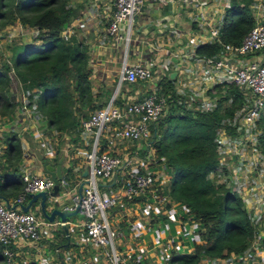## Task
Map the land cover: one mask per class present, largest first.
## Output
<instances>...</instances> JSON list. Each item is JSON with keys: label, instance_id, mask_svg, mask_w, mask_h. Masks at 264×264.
I'll list each match as a JSON object with an SVG mask.
<instances>
[{"label": "trees", "instance_id": "1", "mask_svg": "<svg viewBox=\"0 0 264 264\" xmlns=\"http://www.w3.org/2000/svg\"><path fill=\"white\" fill-rule=\"evenodd\" d=\"M228 1L220 19L221 40L238 43L255 23L251 6L254 0ZM81 10V5L71 0H0V29L18 22L37 30L36 41L20 43L11 39L6 43L9 53L0 63V116L9 115L18 103L12 91L7 90L12 82L8 72L12 69L24 90L38 89L27 95L35 99L37 113L45 116L48 134L52 130L59 136L68 132L69 140L77 141L80 120L102 106L109 96L108 89L102 95L92 91L87 45L73 34L65 37L62 33L82 14ZM219 47L205 42L196 47L195 53L212 57L219 53ZM174 82L175 77L169 76L158 82L159 92L169 95L168 110L155 121L150 145L168 173L167 193L175 205L186 209L180 221H196L201 242L191 241L190 251L171 249L164 264H209L232 252L244 251L260 228L255 230L234 185L213 179L225 166L217 134L221 129L227 135L237 134L236 112L244 104L243 90L231 83H218L214 85L217 91L209 93L218 94L215 105L200 109L186 106L185 97L174 92ZM255 122L259 128L255 146L264 154V116L259 115ZM3 142L6 146L0 154V198L8 200L22 190V146L11 131L4 134ZM58 151L56 148V154ZM64 175L68 180L71 168ZM168 224L172 227L173 221L168 220ZM261 245L264 246V236ZM1 247L0 244V264H5Z\"/></svg>", "mask_w": 264, "mask_h": 264}, {"label": "built area", "instance_id": "2", "mask_svg": "<svg viewBox=\"0 0 264 264\" xmlns=\"http://www.w3.org/2000/svg\"><path fill=\"white\" fill-rule=\"evenodd\" d=\"M144 1L113 0L106 32L115 41L121 43L123 47L124 55L117 69V81L107 101L102 106L93 109L87 118L81 119L79 122L78 132L80 131L81 134L83 132L87 136L86 147L84 148L86 174L78 176L73 193L70 195L67 191H62V187L67 185L68 182L64 178L63 172L59 193L57 194V197L67 199L66 207L69 210L79 204L81 217L66 221L69 223L67 227L68 239L75 228L83 231L84 242L96 247L100 252L93 259L92 264H135L136 257L131 259L127 253L118 248L121 244L117 222L121 218V213L119 211L115 212L114 208L121 205L123 198H126L128 203L135 205L136 208H148L141 199L157 201L158 204L163 202L161 206L164 210L177 206L167 193L169 180L165 165L162 159L158 160L159 158L154 148L151 147L149 139L155 121L168 110L166 98L169 95L166 97V95L159 92L161 86L158 85V82L163 75L168 76L166 71L169 68L170 61H164L163 58L166 56L162 57V55L146 62L140 59L129 61L128 57L134 23ZM151 1L158 5L171 3L185 9H194V14L199 19L198 33L209 38L207 42L216 43L220 46L219 53L214 55L219 57L218 60H214V56H200L201 60L210 67L208 79L213 84L226 82L243 90L244 104L236 112L237 127L252 126L264 110L263 7H260V10L255 13V23L242 36L241 40L238 43H232L221 40L220 22L217 20L215 23L212 16H206L207 11H212L208 9L211 0ZM258 4L261 5L260 2ZM255 5L254 0L251 5L252 8ZM204 7L207 8V11ZM71 25H73V22H71ZM71 25L68 24L66 27ZM64 32L65 28L62 33L64 34ZM187 55L197 56L195 52ZM192 73H186L185 78H189ZM8 75L13 85L19 90V80L15 78L12 69H10ZM156 81L157 86L154 84ZM138 82L151 85L146 87L147 91L143 92L142 96L128 97V95H124V92L121 93L120 90L123 84L129 85L130 89L133 90L134 85L132 84ZM134 89L136 88L134 87ZM134 92L137 93V90ZM24 94L27 98L26 105L30 109L28 114L24 115L28 121L23 124L22 133L33 131L34 136L36 133L41 136V129L35 123L40 115L37 113L35 105L29 101L28 95L25 92ZM17 102V105L21 104L19 100ZM186 102V106L191 107L188 106V101ZM193 108L196 107L193 106ZM1 120L7 124L17 125L18 123L14 109L7 116H0ZM3 131L16 133L22 146L20 164L22 190L13 197L12 201L0 198L1 252L5 258V264H14V252L10 249L11 244L18 246L25 241L33 242L41 237H51L53 230L60 227V222L56 219L50 221L43 217L39 205L37 211L33 209L22 210L29 193L50 190L53 186V180L38 167H23V157L28 148H24L23 139L12 129L0 128V154L5 148L1 136ZM217 139L220 143L218 134ZM140 141H142V144ZM224 149L228 150L229 148L224 147ZM224 149L220 143V150ZM161 165L163 170L157 169V172L154 171V176L151 169L155 166L159 168ZM81 181V194L78 196L77 186ZM163 185H165L164 188ZM164 190L166 193L162 194L161 191ZM166 205H168V208ZM122 208L125 207L122 206ZM257 224L262 227L264 221ZM65 234L64 231V234L62 233L64 238ZM263 236L257 233L252 238L259 237L262 240ZM256 245L261 248L264 247L260 242H257ZM173 247V249L182 248V251H187V248L181 243L178 244V247H176V244ZM170 250L167 251V256ZM253 258L264 259V253L262 250L257 249L252 242L244 251L240 253L232 252L228 257L221 258L222 260L219 261L212 260L209 264H247Z\"/></svg>", "mask_w": 264, "mask_h": 264}, {"label": "rangeland", "instance_id": "3", "mask_svg": "<svg viewBox=\"0 0 264 264\" xmlns=\"http://www.w3.org/2000/svg\"><path fill=\"white\" fill-rule=\"evenodd\" d=\"M73 1L77 2L78 0H73ZM83 1H85L84 4L85 6H84L82 19L77 24H75L76 22H73V25H71L70 23L71 25L70 27H65L64 36L68 37L69 33L71 34L72 32L75 34V37L77 39L79 38L82 39L84 43L87 45V54L89 57L90 65L92 67V73L90 75V79L92 82L93 93H98L99 95H102L105 92V90L108 89L109 94H111V92L114 90L117 81V69L123 60V55H124L123 47L121 43L115 41L114 38L111 35H108L106 31L104 32V25L106 24L105 19L94 16V11L98 15V12L100 11L102 12L103 7L107 5V3H110V0H96L97 6H95V4H92L93 0H91L90 2H87V0H83ZM259 2L261 4L260 6L258 4ZM255 4L256 5L253 6L255 13H257L260 10L259 9L260 7H263L264 9V0H255ZM88 12H90L91 15H88ZM17 32H23V34L18 35L22 43L31 42V40L33 39V36H31L29 30L26 31L23 28H19V26L18 28H11L10 26H8V28L0 29V63L3 59H5L4 57L6 56V51H7L6 49L8 48L7 46L8 44H6V41L9 42L12 39V36ZM1 35L4 37H1ZM145 50L148 51L147 49ZM169 53L170 52L168 51L167 54ZM131 55L132 53L129 51L128 57H130ZM190 77L191 76L189 75V78H181V82H180L181 84L178 83L179 86L176 81L175 84L173 85L174 92L184 96L185 100L188 101V106H195L196 108H201V109H207L213 107L218 98V94H216L215 96H211L209 93L217 91V89H215L214 86L216 84H212L208 86V84L201 83V78H200L196 85V89H194L190 86L188 82V80H190ZM8 79L10 81L9 75H8ZM18 85H19V90L17 87L13 85L12 82H9V84L7 85V90L12 91L14 100L15 101L19 100L21 103L18 105L17 103H15L13 106V109L16 112L18 123L17 125L7 124V123H3V121L1 120L0 128L12 129L13 131H16L18 133V136L23 139L24 148L27 147L29 151H32V154L33 152L36 153L37 159L39 160V165H37V167L40 168L41 170H42L41 163L43 159H47L46 157H48L49 160L51 161L52 159L57 160L60 154L66 153L67 164H68V166H65L64 168L66 172L68 167L71 168L72 165L69 164H72V160H73V158L71 159L70 157V145L71 144L76 145L77 141L74 142L70 141L68 132H66L67 134L63 133L61 136H59L56 130H52L51 133L48 134L47 132L48 126L46 123L45 116L43 115H40V118H38L35 121V123L38 124V128L41 129V136H38L37 135L38 133H36L34 136L33 135L34 132L31 130L30 133H22V126L24 123L28 121L24 115H27L30 109L29 106L26 105L27 98L24 92L27 95V93H30V91L38 92V89L36 90L34 87H32L31 89L24 90V88L21 85V81L18 82ZM177 86L180 88V90ZM21 93H23L22 96ZM29 101L35 105L34 98H30ZM262 112L263 113L261 115L264 116V110ZM255 121L252 126L247 125L245 127L243 126L240 127L239 131L235 132L237 133L236 135L228 134V136H234L228 142L225 143L226 145H228L230 151L227 153L221 152V155L223 156L222 160L225 162V165L227 166H224V168L221 167V169L218 171L217 177H214L213 179L216 183L223 182L225 183V185L228 186L229 184L234 185V189L236 190L237 194L241 197L246 210L249 211L250 213L251 220L253 222L255 230L257 229V227H260L259 228L260 230L258 232H255V235H257V233L259 235H264V225L261 227L258 226L257 224V223L261 224L262 221H264V154L261 151H259L255 146L256 135L259 131V128L256 126ZM250 127H252V131H250L251 130ZM76 129H78V125ZM7 132L9 131L1 132V136L4 137V134ZM59 143L61 145H59ZM140 143L142 144V141H140ZM56 148H59L60 151V152L58 151L57 154H56ZM63 149L65 150V153ZM44 150L47 151V153H49L50 156L45 155ZM62 163L64 165V162ZM162 168H163L162 165L159 168H157L156 166L152 168L151 170H153L154 176H155L154 171L157 172V169L161 170ZM210 175L211 172L208 174V176ZM164 186L165 185H163V188ZM26 199L28 200V197H26ZM141 200H143V203H145V205L148 208H144V207L136 208L137 213H135V211L130 207L122 208L119 210V212L121 213V218L117 222V224L121 226V231L123 233H127L128 231H134L135 229L143 228L140 231H134L133 232L134 236L133 235L129 236V245L131 247V250L135 251L134 254H132L133 257L135 258L136 254L141 255V253L143 254L147 252L148 251L147 249L149 248H151L152 250L156 249L158 254L160 253L163 254L165 251L173 249L174 248L173 245L174 244L178 245L179 244L178 241H181L180 238L178 237L176 239V237H174L175 241L173 243L172 242L170 243L168 239L171 238L172 235H169L167 232H165V234H161L160 231L157 233L158 236L156 237H159L161 235L162 238H160L157 241L155 239V235H156L154 232L155 227L162 229H165L166 227L168 228L169 219L175 223H179L181 227L182 225L187 224L188 221L181 222L180 213L177 214V218L174 221L173 216L171 215L172 210L171 209L164 210L162 208L161 205L163 202H159L160 204H158L157 201L145 200V199H141ZM36 202L38 204V201ZM180 206L183 207V209L181 208L182 211L186 210L183 205ZM140 223L142 224L141 227L139 225ZM189 223L192 224H188L187 227L190 228L194 224V226H196L198 229V223L196 221L191 220V222ZM197 229L194 230V233L197 232L196 231ZM58 232L62 234L63 231L61 227L58 228ZM55 233H57V231H55ZM151 233L153 234V236H151ZM152 237L153 240L160 242L158 246H155L153 242H150L152 241L151 239ZM252 242L254 243V246H256L257 249L262 250L264 253V247L261 248L256 245L257 242L261 243V239L259 237L256 239L251 238L249 244ZM70 246L72 247L73 250H70L69 256L72 257V253L74 254V257L85 256L84 264L92 263L93 259H95L97 255L100 253L96 247H93L91 245H89L91 250H88L86 244L80 243V246L84 248L83 252H78L77 245L75 244ZM180 250L183 249L181 248ZM60 257L64 258L65 255L62 254V256ZM258 259L259 258H253L251 259L252 261L250 260V263L252 262L258 263L259 262ZM158 263L164 264V261L161 258H158L156 260V264ZM14 264H16V262Z\"/></svg>", "mask_w": 264, "mask_h": 264}, {"label": "crops", "instance_id": "4", "mask_svg": "<svg viewBox=\"0 0 264 264\" xmlns=\"http://www.w3.org/2000/svg\"><path fill=\"white\" fill-rule=\"evenodd\" d=\"M71 1L74 5L80 4L82 7L81 10L82 14L78 18L72 21V22H76L75 24H77L82 19L85 1L83 0H78L77 2H74L73 0ZM90 1L91 0H87V2ZM216 2L218 3V5ZM112 3L113 0H110V3H107V5L103 7L102 12L101 11L98 12V15L94 11V16L105 19L106 24L104 25V32L106 31L105 26L107 25L109 14L112 9ZM92 4H95V6H97L96 0H93ZM228 4H229L228 0H211L208 9L212 11L208 12L207 8L204 7L205 11H207L206 16L207 17L212 16L213 22L215 23L217 22V20L218 22H220V19L222 18L225 12V7ZM88 15H91V13L88 12ZM198 20H199L198 17L194 14V9L192 10L185 9L183 7H179L178 5L176 6V4L174 5L171 3L158 5L155 2H152L151 0H145L139 14H137L134 23L133 35L129 49L132 55L129 57V61H135L140 59L146 62L147 60H153L160 55H162V57L166 56L165 58H163V60L168 62L170 61L169 68L166 71V73H168L169 76L171 72H174V75L172 77L169 76V78L175 77V82L177 81V84L178 83L181 84L180 83L181 78L183 77L185 78L186 73L193 72L190 77V80H188L192 88L196 89V85L200 78H201V83L208 84V86L212 85L213 83H210V80L208 79V76L210 74L208 70H210V67L201 60L200 58L201 55H198L197 53H196L197 56L187 55L188 53L195 52V49L198 45L209 41V38L204 37L198 33ZM8 26H10L11 28H18L19 26V28H23L26 31L29 30L31 36H33L31 42L36 41L34 40V38L37 35V30L22 26L18 22L6 25L4 28H8ZM19 34H23V32L15 33L12 36V39H15L16 42L17 41L20 42L21 40L18 36ZM72 34L75 36V34L72 32L71 34L69 33V36ZM6 43L8 42L6 41ZM145 49H147L148 51H146ZM168 51L170 52L169 54H167ZM8 53H9V49L6 51V55H8ZM156 83L157 81L154 83L155 86H157ZM132 85H134V87L136 85L135 87L136 89H134V87L131 86L133 87L132 88L133 90H131L129 85L123 84L120 90L121 93L124 92V95L126 94L128 95V97L142 96L143 92L147 91L146 87L151 86L149 83H142V82H138L137 84H132ZM135 90H137V93L134 92ZM236 130L239 131V128L237 127ZM218 137L220 139L221 147H223L224 149V147H228V145H226L225 143L228 142L234 136H228L221 129L218 133ZM86 142H87L86 134L83 132L81 134L79 131L77 134V144L76 145L69 144L70 157L71 159L73 158L72 164H69L72 165L71 166L72 176L69 175V179L67 180L68 181L67 185L62 187V191L64 192L67 191L70 195L73 193V189L76 184V179L78 180V176L81 175V172L84 168V152H85L84 148L86 147ZM224 150L225 153H227V151H230V149L228 150L224 149ZM63 151L65 153L64 149ZM25 152L26 153L23 157V167H27V168L37 167V165H39V160L37 159L36 153L33 152L32 154V151L29 150ZM44 154L50 156L49 153H47V151L45 150H44ZM46 158L50 163H54L53 161L49 160L48 157ZM63 162L64 165L62 163V170L65 174L66 172L64 168L65 166H68L66 153ZM13 197L9 198L7 201H12ZM26 203H27V199L25 200V204ZM37 206H38L37 202L32 203L28 209L29 210L36 209L37 211ZM122 206H124L125 208L130 207L135 211V213H137V209L135 205L128 203L126 198H123V200L121 201V205H118L114 208L115 212L122 209ZM181 208L183 209L182 206H175L170 208L172 210L171 215L173 216L174 221L177 218V214L182 213ZM79 217H81L80 214L75 215L74 218L79 219ZM188 224H192V223H188ZM188 224L182 225L181 227L179 223L173 222L172 227L168 226V228L166 227L165 229L155 227L154 229V232L156 234L155 239L158 241L160 238H162L161 235L159 237H156L158 236L157 235L158 232L161 231V234H165V232H167L169 235H172L171 238L168 239V241L173 242V240H175L174 237H176V239L179 237L181 241L178 242L181 243L183 246H185L187 248V251H189L192 249L191 241L199 243L201 242V238H199L196 232L194 233V230L197 229V227L194 226L193 224L189 228L187 227ZM139 225L140 227L142 226L141 223ZM142 229L143 228L135 229L134 231H140ZM55 231H57V233H55ZM134 231H128L127 233H123L121 231V226L118 225V233L121 244L120 248L122 251L127 253L131 257V259L132 258L134 259L132 254H134L135 251L131 250V247L129 245V236L133 235ZM62 233L64 234V230ZM151 236H153L152 233ZM151 239L152 241L150 242H153L155 246H158L160 244V242L153 240V237ZM80 243L86 244L87 249L91 250L89 245L84 242L83 231H81L79 228H75L74 230H72V235L71 237H69L67 245H66V239L62 236L60 232H58V229H54L53 235L51 237H41L40 239L33 242L25 241L23 244H20L18 246L11 244L10 249L14 252V258H15L14 263L16 262V264H84L85 256L74 257L73 253H72V257L69 256L70 250H73L70 245H74V244L77 245L78 252L84 251V248L80 246ZM176 247H178V245H176ZM147 250H148L147 252L143 254L141 253V255L137 254L135 258L136 260L135 264H156V260L158 258H161L164 261L165 257L167 256V251H165L163 254L162 253L158 254L156 249L152 250L151 248H149ZM62 254L65 255L64 258L60 257L62 256ZM258 260H259L258 263L252 262L250 264H264L263 258H259Z\"/></svg>", "mask_w": 264, "mask_h": 264}, {"label": "water", "instance_id": "5", "mask_svg": "<svg viewBox=\"0 0 264 264\" xmlns=\"http://www.w3.org/2000/svg\"><path fill=\"white\" fill-rule=\"evenodd\" d=\"M214 60H218V56L213 57ZM174 75V72L170 73V77ZM41 157V156H40ZM64 160V154H60L55 163H50L47 159H43L41 166L42 171L50 176L53 180V186L50 190H42L28 194L27 203L22 206L23 211H27L29 206L38 201L39 210L43 217L47 220H57L60 222V227L65 231L66 245L68 244V220H72L75 215L79 214V204L69 210L66 207L67 199L57 197L59 193L61 180L63 178L62 162ZM87 172V168L84 167L81 176H84ZM82 181L77 186V195L81 194Z\"/></svg>", "mask_w": 264, "mask_h": 264}]
</instances>
